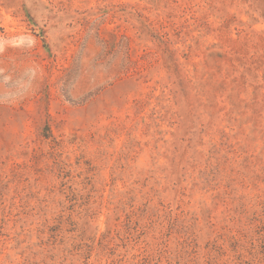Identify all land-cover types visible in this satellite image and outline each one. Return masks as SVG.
<instances>
[{"label": "rangeland", "instance_id": "rangeland-1", "mask_svg": "<svg viewBox=\"0 0 264 264\" xmlns=\"http://www.w3.org/2000/svg\"><path fill=\"white\" fill-rule=\"evenodd\" d=\"M0 264H264V0H0Z\"/></svg>", "mask_w": 264, "mask_h": 264}]
</instances>
